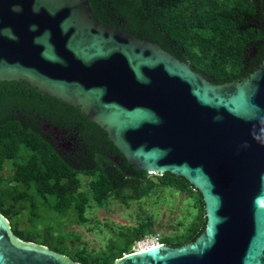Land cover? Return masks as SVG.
Segmentation results:
<instances>
[{
  "label": "water",
  "instance_id": "water-1",
  "mask_svg": "<svg viewBox=\"0 0 264 264\" xmlns=\"http://www.w3.org/2000/svg\"><path fill=\"white\" fill-rule=\"evenodd\" d=\"M19 82L79 109L134 169L200 193L193 240L112 264H264V61L219 83L93 18L88 0H0V86ZM0 264L83 263L11 234L0 213Z\"/></svg>",
  "mask_w": 264,
  "mask_h": 264
},
{
  "label": "trees",
  "instance_id": "trees-1",
  "mask_svg": "<svg viewBox=\"0 0 264 264\" xmlns=\"http://www.w3.org/2000/svg\"><path fill=\"white\" fill-rule=\"evenodd\" d=\"M262 1L249 0L245 5L228 8L215 6V0H203L195 8L199 10L193 11L191 19L186 15L190 12L187 7L183 12L162 15L155 0H88V7L93 18L111 27L131 32L138 38L155 42L189 62L197 57L196 52L190 48L197 46L199 49L204 43L196 33L189 34L192 22L216 20L228 23L230 29L224 35V44L229 49V54L225 61L231 67V57L235 58L238 54L241 63L234 73L223 74L219 78L208 74L222 83L248 76L264 61V54L251 57L250 51L252 46L259 47L258 49L263 46V43L260 46L258 42L264 38ZM251 32L254 34L247 37ZM21 144L33 150L32 158L24 165L16 166L11 180L17 181L19 185H26L31 179H35L40 183L37 190L54 194L55 207L59 211L74 205L79 215H82L86 201L85 193H74L77 187L74 182L68 180L59 184L62 176H74L78 173L95 176L92 191L96 199L109 193L119 198H128L146 192L155 185L146 171L136 170L127 162L98 124L85 120L80 110L74 106L44 94L26 82L0 86V163L3 162V148L15 154ZM156 178L159 185H167L175 179L192 186L183 177ZM195 191L201 204L203 219L190 226L189 235L184 242L193 240L205 224L202 198L196 189ZM20 202V198L16 199L15 205ZM1 212L4 214L6 210ZM23 238L33 240L30 236ZM44 244L55 249L49 239H45Z\"/></svg>",
  "mask_w": 264,
  "mask_h": 264
},
{
  "label": "rangeland",
  "instance_id": "rangeland-1",
  "mask_svg": "<svg viewBox=\"0 0 264 264\" xmlns=\"http://www.w3.org/2000/svg\"><path fill=\"white\" fill-rule=\"evenodd\" d=\"M202 1L155 0L162 15L183 12L187 7L190 12L186 15L190 19L193 18V11L199 10L195 8ZM247 1L215 0V6L229 8L245 5ZM229 29L228 23L222 21L192 22L189 34L196 33L204 43L199 49L197 46L190 48L197 54L190 62L217 78L236 72L241 63L240 55L231 57V67L225 61L229 49L224 44V35ZM253 34L251 32L247 37ZM7 150L2 149L3 162L0 163V213L10 233L23 240L24 236H30L37 244H44V240L49 239L55 246L54 251L77 262L112 264L115 259L136 252L135 241L149 236L153 238V243L158 241L174 246L184 242L190 226L203 219L201 204L192 186L175 179L167 185H159L156 176L148 172L155 185L128 198L109 193L96 199L92 191L95 176L83 173L62 176L59 184L68 180L74 182L77 186L74 193H85L86 201L82 215L74 205L59 211L55 207L54 194L37 190L40 183L35 179L26 185L11 180L16 166L30 160L33 150L23 144L19 145L15 154ZM18 198L21 202L15 205ZM2 210L6 212L3 214Z\"/></svg>",
  "mask_w": 264,
  "mask_h": 264
},
{
  "label": "built area",
  "instance_id": "built-area-1",
  "mask_svg": "<svg viewBox=\"0 0 264 264\" xmlns=\"http://www.w3.org/2000/svg\"><path fill=\"white\" fill-rule=\"evenodd\" d=\"M135 244H136V247H137L136 251H139L138 249L141 248V247H144L145 249H148V247H151L154 244H157V245L161 244V242L156 241V243H153V238H151L149 236V237H147V238H145L143 240H136Z\"/></svg>",
  "mask_w": 264,
  "mask_h": 264
},
{
  "label": "flooded vegetation",
  "instance_id": "flooded-vegetation-1",
  "mask_svg": "<svg viewBox=\"0 0 264 264\" xmlns=\"http://www.w3.org/2000/svg\"><path fill=\"white\" fill-rule=\"evenodd\" d=\"M264 21V20H263ZM262 21V22H263ZM263 34H264V28H263ZM258 42L260 43V46L262 45L263 43V46H262V49H258L256 46H252V53H251V57H255V56H258L259 54L263 55L264 54V38L262 37L260 40H258Z\"/></svg>",
  "mask_w": 264,
  "mask_h": 264
},
{
  "label": "bare ground",
  "instance_id": "bare-ground-1",
  "mask_svg": "<svg viewBox=\"0 0 264 264\" xmlns=\"http://www.w3.org/2000/svg\"><path fill=\"white\" fill-rule=\"evenodd\" d=\"M157 244H154V245H152L151 247H148V248H155V246H156ZM159 245V244H158ZM139 251H144V250H146L144 247H141V248H139L138 249Z\"/></svg>",
  "mask_w": 264,
  "mask_h": 264
}]
</instances>
